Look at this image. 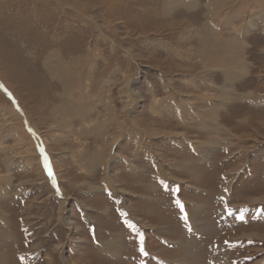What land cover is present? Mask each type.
<instances>
[{
	"label": "rangeland",
	"instance_id": "374dc122",
	"mask_svg": "<svg viewBox=\"0 0 264 264\" xmlns=\"http://www.w3.org/2000/svg\"><path fill=\"white\" fill-rule=\"evenodd\" d=\"M263 12L0 0V264H264Z\"/></svg>",
	"mask_w": 264,
	"mask_h": 264
},
{
	"label": "bare ground",
	"instance_id": "6f19581e",
	"mask_svg": "<svg viewBox=\"0 0 264 264\" xmlns=\"http://www.w3.org/2000/svg\"><path fill=\"white\" fill-rule=\"evenodd\" d=\"M261 3V2H260ZM258 5V4H257ZM263 8V7H262ZM264 13V12H263ZM248 20V18H246ZM254 25V24H253ZM255 26V25H254ZM250 27V26H249ZM213 55H215L216 53L220 52V50H216V49H213ZM216 57V56H215ZM219 64V63H218ZM235 64V63H234ZM70 70V69H69Z\"/></svg>",
	"mask_w": 264,
	"mask_h": 264
},
{
	"label": "snow or ice",
	"instance_id": "6c2138e0",
	"mask_svg": "<svg viewBox=\"0 0 264 264\" xmlns=\"http://www.w3.org/2000/svg\"><path fill=\"white\" fill-rule=\"evenodd\" d=\"M49 172L51 173V168L49 167ZM178 203H179V201H178ZM142 243H143V240H142ZM141 251H144V248L142 247L141 248ZM145 255H147V253L145 252Z\"/></svg>",
	"mask_w": 264,
	"mask_h": 264
}]
</instances>
